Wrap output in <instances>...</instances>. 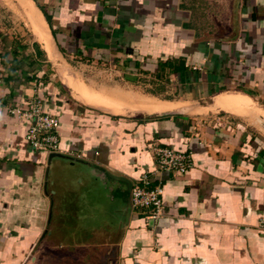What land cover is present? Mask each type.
Returning <instances> with one entry per match:
<instances>
[{"label":"crops","instance_id":"crops-1","mask_svg":"<svg viewBox=\"0 0 264 264\" xmlns=\"http://www.w3.org/2000/svg\"><path fill=\"white\" fill-rule=\"evenodd\" d=\"M0 62V264H264V0H0ZM35 95L57 152L10 112Z\"/></svg>","mask_w":264,"mask_h":264},{"label":"built area","instance_id":"built-area-1","mask_svg":"<svg viewBox=\"0 0 264 264\" xmlns=\"http://www.w3.org/2000/svg\"><path fill=\"white\" fill-rule=\"evenodd\" d=\"M5 77L4 66L0 65V84ZM10 112L15 114L21 122L30 121L27 137L35 148H44L49 152H57L60 149L59 118L45 110L44 102L38 96L30 100V107L22 109L12 104ZM157 169L173 170L178 173H186L192 167L190 153L177 151L169 146H160L155 150ZM131 204L135 209L146 211L147 218L155 223L165 213L163 198V186L151 185L148 174L132 185ZM261 225H264L262 223Z\"/></svg>","mask_w":264,"mask_h":264},{"label":"bare ground","instance_id":"bare-ground-1","mask_svg":"<svg viewBox=\"0 0 264 264\" xmlns=\"http://www.w3.org/2000/svg\"><path fill=\"white\" fill-rule=\"evenodd\" d=\"M48 47H49V50L52 51L50 43H48ZM70 83L72 84V82H70ZM73 87L75 88L76 84H73ZM76 89H77V94L80 96L81 99L88 101V102L97 103L98 100L96 101L95 99L91 98L90 94L85 93V90L83 88L77 87Z\"/></svg>","mask_w":264,"mask_h":264},{"label":"rangeland","instance_id":"rangeland-1","mask_svg":"<svg viewBox=\"0 0 264 264\" xmlns=\"http://www.w3.org/2000/svg\"><path fill=\"white\" fill-rule=\"evenodd\" d=\"M77 80H82V77H80V76L77 77ZM77 87H80V86H79V85H76V87L74 88L76 92H77V89H76ZM29 107H30V105H29ZM29 107H28V108H29ZM29 122H30V121H29ZM47 151H48V150H47ZM48 152H49V151H48ZM146 219H147L148 223L151 222V221L147 218V216H146ZM149 221H150V222H149ZM151 223H152V222H151ZM151 223H150V224H151Z\"/></svg>","mask_w":264,"mask_h":264},{"label":"trees","instance_id":"trees-1","mask_svg":"<svg viewBox=\"0 0 264 264\" xmlns=\"http://www.w3.org/2000/svg\"><path fill=\"white\" fill-rule=\"evenodd\" d=\"M2 63L0 62V65H1Z\"/></svg>","mask_w":264,"mask_h":264}]
</instances>
